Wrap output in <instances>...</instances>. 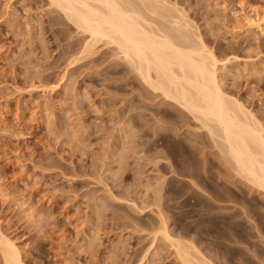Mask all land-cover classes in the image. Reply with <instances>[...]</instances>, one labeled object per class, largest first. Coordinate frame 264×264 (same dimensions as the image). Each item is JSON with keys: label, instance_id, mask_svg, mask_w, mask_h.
Here are the masks:
<instances>
[{"label": "rangeland", "instance_id": "374dc122", "mask_svg": "<svg viewBox=\"0 0 264 264\" xmlns=\"http://www.w3.org/2000/svg\"><path fill=\"white\" fill-rule=\"evenodd\" d=\"M130 1L204 40L264 130V33L244 21L264 0ZM220 145L52 0H0V264L6 239L25 264H186L164 228L212 264H264V190Z\"/></svg>", "mask_w": 264, "mask_h": 264}, {"label": "bare ground", "instance_id": "6f19581e", "mask_svg": "<svg viewBox=\"0 0 264 264\" xmlns=\"http://www.w3.org/2000/svg\"><path fill=\"white\" fill-rule=\"evenodd\" d=\"M52 3L95 40L116 43L147 84L197 115L211 135L221 140V150L233 161L236 171L254 187L264 190L263 127L238 99L224 92L218 74L219 59L204 40L192 42L186 35L178 40L175 31L153 25L130 0H52ZM244 21L248 27L264 33V11L252 8L245 13ZM181 27L175 29L180 35ZM164 229L181 261L212 264L196 246L190 251V246L175 241ZM4 243L7 263L25 264L21 248L10 239Z\"/></svg>", "mask_w": 264, "mask_h": 264}]
</instances>
